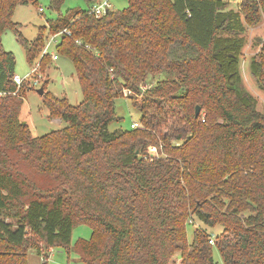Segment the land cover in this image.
Returning <instances> with one entry per match:
<instances>
[{
    "label": "trees",
    "instance_id": "obj_1",
    "mask_svg": "<svg viewBox=\"0 0 264 264\" xmlns=\"http://www.w3.org/2000/svg\"><path fill=\"white\" fill-rule=\"evenodd\" d=\"M83 1L86 10L62 15L64 0H50L57 18L28 42L13 14L36 0H0V92L8 93L0 98V264H27L28 250L43 264L52 248L69 254L79 225L92 231L75 246L85 264H170L176 254L181 264H216L214 248L223 264H264V114L240 72L246 28L264 20V0H240L237 10L224 0H127L101 18L89 13L98 0ZM5 31L29 65L61 34L57 52L71 61L83 100L45 93L43 104L67 127L33 137L20 121L27 87L13 81ZM250 59L264 95V40ZM164 70L177 79L151 85ZM125 92L140 127L110 132ZM7 148L25 149L22 159L54 184L37 186ZM193 218L223 228L213 246L203 228L188 241Z\"/></svg>",
    "mask_w": 264,
    "mask_h": 264
},
{
    "label": "rangeland",
    "instance_id": "obj_2",
    "mask_svg": "<svg viewBox=\"0 0 264 264\" xmlns=\"http://www.w3.org/2000/svg\"><path fill=\"white\" fill-rule=\"evenodd\" d=\"M230 1L233 2L236 0ZM49 3L50 0H36L33 4H18L16 6L13 14V21L19 24V32H21L22 36L28 42L35 40L38 35V30L41 27H46L50 21L57 18V13L49 9ZM111 5L113 11H123L127 8L128 2L127 0H111ZM231 6L236 8L235 4H231ZM39 9H42V11L40 12ZM73 9L86 10L87 4L83 0H64L60 9V14L64 15L68 10ZM43 34L48 35L49 31L46 29ZM54 36L55 35H50L48 37L40 54L31 65L27 63L25 47L20 43L14 33L5 31L1 37L3 49L7 52H11L15 58V76L20 78H25L27 76L21 84L23 90L25 87H27V89L20 109V121L25 122L33 137H43L51 131H57L67 127V124L61 122L60 119L49 118L48 109L43 104V95L45 93H51L56 98L65 97L68 102L74 106L80 104L83 100L74 67L66 56L57 52L59 36L55 38ZM244 37L246 45L242 50L240 59L243 88L256 99L257 110L264 114V95L262 91L257 88L256 81L250 71V58L258 52L261 40H264V21L253 29L247 27ZM51 55H56L57 60L54 61ZM176 79L177 74L175 72L166 70L149 76L151 85L165 80ZM42 86L44 94L40 95L38 90ZM129 96L130 98L132 97V95ZM115 115L118 120L110 122L108 126L110 132L121 129L129 130L132 123L139 124L141 119V112L132 105L128 98H125V95L123 98H119L115 101ZM4 151L8 157L17 163V169L28 176L37 186L49 187L54 184L53 177H51L52 175H43L34 168L30 161L22 159L25 154V149L17 150L14 148H7ZM196 228L206 229L214 240L223 233V228L221 226L206 228L197 219L193 218V223H188L187 228L189 242H191L193 230ZM91 233V228L88 225L74 227L70 241V253L67 254L61 247L52 248L47 252L48 260L46 264H85L80 255L75 251V246L81 239L89 240ZM44 251L46 252L47 249ZM212 257L216 264H223L215 248L212 250ZM27 264H43V260L37 255V252L28 250ZM170 264H181L179 254L175 255Z\"/></svg>",
    "mask_w": 264,
    "mask_h": 264
},
{
    "label": "built area",
    "instance_id": "obj_3",
    "mask_svg": "<svg viewBox=\"0 0 264 264\" xmlns=\"http://www.w3.org/2000/svg\"><path fill=\"white\" fill-rule=\"evenodd\" d=\"M111 8H112L111 0H98L96 3H94L93 5L90 6L89 13L94 15L96 18H101V17L105 16L111 10ZM39 11L41 12L42 9H39ZM60 35L61 34H57L54 36V38L57 36H60ZM51 57L54 61L57 60L56 55H51ZM25 78H27V76ZM25 78H20L18 76H14L13 81L17 86H20L23 83ZM6 95H8V93H5V92L1 93L0 92V98L5 97ZM124 95L125 96L131 95V93L125 92ZM130 127L132 129H136V128H139L140 125L138 123H132L130 125ZM149 153H150V157L157 156V152H156L155 148H149ZM209 244L212 246L214 245V240L212 238L209 240Z\"/></svg>",
    "mask_w": 264,
    "mask_h": 264
},
{
    "label": "water",
    "instance_id": "obj_4",
    "mask_svg": "<svg viewBox=\"0 0 264 264\" xmlns=\"http://www.w3.org/2000/svg\"><path fill=\"white\" fill-rule=\"evenodd\" d=\"M38 93H39L40 95H43V94H44L43 86L38 90ZM199 113H200V108L197 106V107L195 108V116L197 117V116L199 115ZM22 124L24 125L25 122H22Z\"/></svg>",
    "mask_w": 264,
    "mask_h": 264
},
{
    "label": "crops",
    "instance_id": "obj_5",
    "mask_svg": "<svg viewBox=\"0 0 264 264\" xmlns=\"http://www.w3.org/2000/svg\"><path fill=\"white\" fill-rule=\"evenodd\" d=\"M226 2H228L230 4V8L233 9V10H237L238 9V3L240 2V0H236V1H230V0H224ZM231 4H235L236 5V8L232 7ZM264 21V20H263ZM255 28V27H254ZM253 29V28H252Z\"/></svg>",
    "mask_w": 264,
    "mask_h": 264
}]
</instances>
